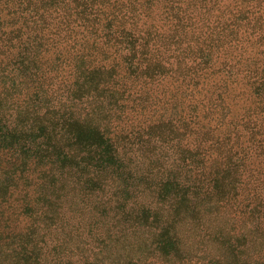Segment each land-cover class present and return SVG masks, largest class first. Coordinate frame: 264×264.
<instances>
[{"label": "rangeland", "instance_id": "rangeland-1", "mask_svg": "<svg viewBox=\"0 0 264 264\" xmlns=\"http://www.w3.org/2000/svg\"><path fill=\"white\" fill-rule=\"evenodd\" d=\"M104 78L1 106L0 264H264L261 214L228 201L232 174L214 192L193 144L169 126L136 132L139 113L93 90Z\"/></svg>", "mask_w": 264, "mask_h": 264}, {"label": "trees", "instance_id": "trees-1", "mask_svg": "<svg viewBox=\"0 0 264 264\" xmlns=\"http://www.w3.org/2000/svg\"><path fill=\"white\" fill-rule=\"evenodd\" d=\"M253 1L236 13L224 0H0V108L105 75L93 90L139 113L136 132L169 126L211 189L232 174L228 201L264 225V5ZM152 105L165 112L144 125Z\"/></svg>", "mask_w": 264, "mask_h": 264}]
</instances>
